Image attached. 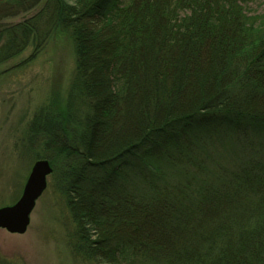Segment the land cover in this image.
<instances>
[{
	"label": "trees",
	"instance_id": "obj_1",
	"mask_svg": "<svg viewBox=\"0 0 264 264\" xmlns=\"http://www.w3.org/2000/svg\"><path fill=\"white\" fill-rule=\"evenodd\" d=\"M253 0H0V64L57 31L66 96L34 119L90 264H264V11Z\"/></svg>",
	"mask_w": 264,
	"mask_h": 264
},
{
	"label": "rangeland",
	"instance_id": "obj_2",
	"mask_svg": "<svg viewBox=\"0 0 264 264\" xmlns=\"http://www.w3.org/2000/svg\"><path fill=\"white\" fill-rule=\"evenodd\" d=\"M22 8L11 9L16 13L9 17L7 10L0 17L21 20L28 14ZM246 11L263 12L264 0L251 1ZM32 50L28 45L0 64V207L19 199L34 162H49L42 143L31 138L30 128L43 109L66 96L74 75L75 55L67 32H53L43 50L30 59ZM74 231L63 198L48 175L26 232L0 229V264H90L73 246Z\"/></svg>",
	"mask_w": 264,
	"mask_h": 264
},
{
	"label": "water",
	"instance_id": "obj_3",
	"mask_svg": "<svg viewBox=\"0 0 264 264\" xmlns=\"http://www.w3.org/2000/svg\"><path fill=\"white\" fill-rule=\"evenodd\" d=\"M52 172L47 160H37L31 167L21 196L12 205L0 207V229L11 234H23L29 224V215L36 200L46 187V178Z\"/></svg>",
	"mask_w": 264,
	"mask_h": 264
}]
</instances>
